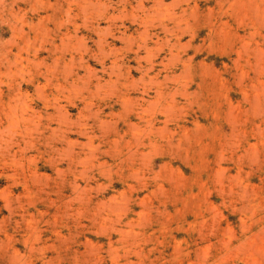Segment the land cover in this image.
<instances>
[{
  "label": "rangeland",
  "instance_id": "rangeland-1",
  "mask_svg": "<svg viewBox=\"0 0 264 264\" xmlns=\"http://www.w3.org/2000/svg\"><path fill=\"white\" fill-rule=\"evenodd\" d=\"M0 264H264V0H0Z\"/></svg>",
  "mask_w": 264,
  "mask_h": 264
},
{
  "label": "bare ground",
  "instance_id": "bare-ground-1",
  "mask_svg": "<svg viewBox=\"0 0 264 264\" xmlns=\"http://www.w3.org/2000/svg\"><path fill=\"white\" fill-rule=\"evenodd\" d=\"M161 2V1H160Z\"/></svg>",
  "mask_w": 264,
  "mask_h": 264
}]
</instances>
